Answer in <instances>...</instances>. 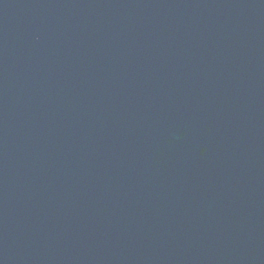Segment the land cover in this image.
I'll return each mask as SVG.
<instances>
[{
    "label": "water",
    "instance_id": "95a60500",
    "mask_svg": "<svg viewBox=\"0 0 264 264\" xmlns=\"http://www.w3.org/2000/svg\"><path fill=\"white\" fill-rule=\"evenodd\" d=\"M0 264H264V0H0Z\"/></svg>",
    "mask_w": 264,
    "mask_h": 264
}]
</instances>
